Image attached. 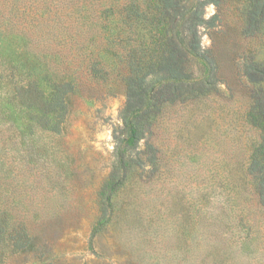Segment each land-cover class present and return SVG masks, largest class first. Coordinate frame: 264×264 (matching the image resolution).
<instances>
[{
  "label": "rangeland",
  "instance_id": "1",
  "mask_svg": "<svg viewBox=\"0 0 264 264\" xmlns=\"http://www.w3.org/2000/svg\"><path fill=\"white\" fill-rule=\"evenodd\" d=\"M66 1L77 4L59 5ZM247 5L205 6L206 19L217 16L201 30L215 86L164 107L118 187L127 95L116 70H92L97 25L75 40L64 33L60 41L45 25L36 35L0 32V72L14 60L18 80L36 79L0 92V230L7 241L34 240L19 253L0 242V264H264L255 181L264 173V22L249 24ZM77 16L74 9L69 21ZM58 33L60 43L50 44ZM65 75L77 76L79 90L51 120L46 114L63 101L52 87Z\"/></svg>",
  "mask_w": 264,
  "mask_h": 264
},
{
  "label": "trees",
  "instance_id": "2",
  "mask_svg": "<svg viewBox=\"0 0 264 264\" xmlns=\"http://www.w3.org/2000/svg\"><path fill=\"white\" fill-rule=\"evenodd\" d=\"M61 1L0 0V32L18 34L21 31L25 35H36L31 30H38V33L41 25H45L49 34L52 30L60 31V41L64 33L75 40L87 26L92 29L97 25L100 48L98 55L92 56V70H116L118 85L127 95L125 127L117 147L118 158L112 176L114 184L119 186L126 178L122 171L132 160V152L145 132L152 129L164 107L168 103L197 99L215 86L214 68L210 67L213 61L203 47L201 30L215 25L217 20L216 15L205 18V6L210 2L220 5L223 0H85L82 3L77 0L74 6H66L67 1L61 6ZM247 1L246 21L260 27L259 24L264 22V0ZM74 9L78 16L71 22L69 19L73 18ZM56 38L48 39V42L59 44V33ZM94 38L95 35L91 37L92 44H95ZM29 40L40 46L38 37L35 40L29 37ZM54 51L59 62H65V53L60 49ZM256 66L253 70L257 69ZM7 70V75L0 72V92L7 89L18 92L27 83L36 85L35 78L18 80L23 74L18 62L9 60ZM78 82L77 76L68 79L65 75L56 81L54 88L51 86L55 92L63 90L60 95L63 101L59 105L53 103L55 117L50 113L46 114L48 118L62 117L58 110L69 107L70 95L79 90ZM255 181L264 203V173L256 176ZM104 191H107L105 186ZM1 232L2 229V248L12 245L15 253L34 248V240L29 235L24 238L10 236L11 240L7 241Z\"/></svg>",
  "mask_w": 264,
  "mask_h": 264
}]
</instances>
